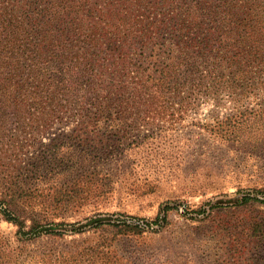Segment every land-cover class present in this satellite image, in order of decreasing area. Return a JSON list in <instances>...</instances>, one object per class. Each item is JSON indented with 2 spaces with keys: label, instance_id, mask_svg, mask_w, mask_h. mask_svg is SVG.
Wrapping results in <instances>:
<instances>
[{
  "label": "trees",
  "instance_id": "1",
  "mask_svg": "<svg viewBox=\"0 0 264 264\" xmlns=\"http://www.w3.org/2000/svg\"><path fill=\"white\" fill-rule=\"evenodd\" d=\"M187 85L218 87L235 100L238 91L264 90V0H0V123L15 118L32 135L73 126L47 142L25 139L20 152H124L140 146L155 137L142 126L159 119L157 103H172ZM147 106L156 107L153 120ZM254 108L231 118L256 116ZM115 120L138 135L109 149L103 139ZM102 124L105 135L98 131ZM13 144L0 129V152H16ZM33 175L0 172V217L16 225L25 242L44 234L139 232L167 222L179 209L167 202L151 221L124 212L56 221L48 200H39L28 181ZM55 195L66 205L75 192ZM237 195V205L264 204L257 192ZM257 226L263 238L264 220Z\"/></svg>",
  "mask_w": 264,
  "mask_h": 264
},
{
  "label": "rangeland",
  "instance_id": "2",
  "mask_svg": "<svg viewBox=\"0 0 264 264\" xmlns=\"http://www.w3.org/2000/svg\"><path fill=\"white\" fill-rule=\"evenodd\" d=\"M238 93L235 100L218 87H183L172 103H157L159 119L142 126L155 137L124 152H20L25 139L47 142L73 126L32 135L15 118L0 123L16 151L0 152V172L32 171L28 181L56 221L121 212L151 221L163 204L179 207L167 222L139 232L44 234L31 242L0 217V264H264V237L256 229L264 204L234 203L240 190L264 198V90ZM252 107L256 116L231 118ZM146 108L153 120L156 107ZM110 127L103 137L109 149L138 135L117 120ZM59 190L75 192L73 201H55Z\"/></svg>",
  "mask_w": 264,
  "mask_h": 264
}]
</instances>
